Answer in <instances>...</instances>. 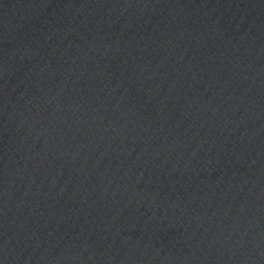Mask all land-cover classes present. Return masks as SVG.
<instances>
[{
  "label": "water",
  "instance_id": "1",
  "mask_svg": "<svg viewBox=\"0 0 264 264\" xmlns=\"http://www.w3.org/2000/svg\"><path fill=\"white\" fill-rule=\"evenodd\" d=\"M0 264H264V0H0Z\"/></svg>",
  "mask_w": 264,
  "mask_h": 264
}]
</instances>
